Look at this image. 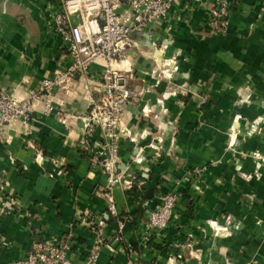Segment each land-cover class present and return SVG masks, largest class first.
I'll list each match as a JSON object with an SVG mask.
<instances>
[{
	"label": "crops",
	"instance_id": "obj_1",
	"mask_svg": "<svg viewBox=\"0 0 264 264\" xmlns=\"http://www.w3.org/2000/svg\"><path fill=\"white\" fill-rule=\"evenodd\" d=\"M210 1L172 3L124 58L140 93L125 104L123 119L140 136L117 140L118 165L144 191L145 207L121 183L107 189L91 157L99 128L86 127L95 91L83 74L50 89L51 110L33 103L26 128L13 120L0 129V264H19L40 239L62 247L71 239L64 247L71 264H264V0H229L223 27L208 17ZM53 4L0 0V89L26 96L68 63L50 30ZM165 61L170 77L155 81ZM98 68L87 72L96 76ZM146 104L161 107L159 157L145 145L154 129L140 114ZM172 191L178 196L167 224L141 239L146 209ZM108 193L116 215L106 207Z\"/></svg>",
	"mask_w": 264,
	"mask_h": 264
},
{
	"label": "built area",
	"instance_id": "obj_2",
	"mask_svg": "<svg viewBox=\"0 0 264 264\" xmlns=\"http://www.w3.org/2000/svg\"><path fill=\"white\" fill-rule=\"evenodd\" d=\"M178 0H54L51 13V29L58 35L60 43L68 56V63L56 68L52 76L45 77L30 89L23 97L15 96L6 89H0V128L13 120H18L22 128H26L33 103L43 102V110L52 108V87L66 88L75 74L85 73L91 64L98 65L101 77L102 97L97 102L92 101L89 106L86 127L99 125V138L96 140L99 150H116V143H109L117 139L119 134H125L126 127L120 125L119 119L124 105L137 96L140 90L127 87L128 70L124 69V57L129 47L138 48L142 45L138 37L155 21L165 17L172 3ZM230 11L229 0H211L207 7L210 19L218 20L225 25ZM77 18L72 21L71 17ZM165 67L156 72V79L169 78L168 62ZM133 159L139 161L142 156L134 153ZM102 158L101 171L105 174L106 188L121 183L129 187L132 180L120 177L115 171L117 162L115 157L107 160ZM114 161V162H113ZM5 196L0 192V212L6 206ZM107 209L111 214H117V206L111 195L107 194ZM12 204L17 198H10ZM176 197L170 192L160 195L159 201L146 209L144 229L141 239H146L151 232L159 231L167 224ZM146 199L140 201L146 206ZM120 220L118 219V223ZM71 239L68 240V244ZM67 244V246H68ZM66 244L58 246L54 239H40L31 242L24 258L19 264H71L65 256ZM94 258L95 253L91 255Z\"/></svg>",
	"mask_w": 264,
	"mask_h": 264
},
{
	"label": "rangeland",
	"instance_id": "obj_3",
	"mask_svg": "<svg viewBox=\"0 0 264 264\" xmlns=\"http://www.w3.org/2000/svg\"><path fill=\"white\" fill-rule=\"evenodd\" d=\"M220 23V22H219ZM220 25L223 27L224 25H222L221 23H220ZM125 58V57H124ZM126 64H128L127 63V61H126ZM166 66V64L165 63H162V65H160V66H158L157 67V70L159 69V68H163V67H165ZM83 74V76H84V79H85V83H87V84H89V85H91L92 87H94V91H95V94L92 96V97H94L93 99H92V101H95V102H97L98 100H97V98L98 97H102V91H101V83H102V80H101V77H100V75H99V73L96 75V76H92V75H90V72H85V73H82ZM76 75V74H75ZM136 77H137V75H134V74H132L130 71H128V76H127V87H129V88H132L131 86H130V84H129V81H131V80H134V79H136ZM165 79H167V78H165ZM76 87V86H75ZM174 87L176 88V90L174 89ZM179 87H176V85H172L171 86V88H170V91L171 90H175V91H177V89H178ZM181 88V87H180ZM179 88V89H180ZM201 100V99H200ZM236 100H238L239 101V97H236ZM90 106V105H89ZM125 106V105H124ZM158 108V109H157ZM156 109L153 107V105L152 104H146V105H142L141 107H140V114H141V116L142 117H145V118H147V120H151L153 123H154V129H153V131H152V135H151V139H149V141L145 144L146 146H147V148H150V150H151V153H152V156H154V157H159L158 155L160 154L159 153V150H160V148H161V145H162V143H163V133H161L162 132V129H161V127L159 126V125H157L156 123H157V121L159 120V118H160V113H159V110H161V107L159 106V107H157ZM123 109H124V107H123ZM88 111H89V107L87 108V115H88ZM29 121V120H28ZM119 123H120V125H124L125 127H126V129L127 130H125L126 132H125V134H119L118 135V137H117V139H115V140H113V141H109V143L111 144V143H116V146H117V140L119 139V138H127V139H129V140H131V141H135L136 139H137V137H139L140 136V133H136L135 131H133L127 124H126V122L124 121V119H123V111H122V113H121V117H120V119H119ZM4 127V126H3ZM2 127V128H3ZM95 127H98L99 128V125L97 124V125H95V124H92V125H90V128H95ZM1 129V128H0ZM99 130H100V128H99ZM171 132V133H170ZM168 133H170L169 135H168V139H169V142H170V144H172L173 142V140H172V136H174L175 135V133H176V129H175V127L174 126H171V128L169 129V131H168ZM228 133H229V135H231V133H232V128H230V130L228 131ZM82 144L85 146H87V147H94V149H96V150H92V154H91V157L93 158V159H96L97 160V162H98V164H99V166H100V170H101V168L103 167V166H101V164H100V162L101 161H103L102 160V158H104V157H107L106 159L107 160H109L111 157H112V155H113V157H115V160L114 161H116L117 162V164H118V155H117V149L113 152V153H111L109 150H104V149H102V150H99L98 149V144L96 143V139H95V141L93 140L92 141V145L90 146V145H88V144H86V141L84 140V138H82ZM85 148V147H84ZM143 149H144V147H143ZM134 153L135 154H137V156H142L143 157V155H142V151H134ZM134 153H133V155H134ZM240 153V155L243 157V156H246V155H249V156H253V152L251 153V152H246V151H240L239 152ZM113 161V162H114ZM198 170V169H197ZM196 170V171H197ZM115 171L117 172V173H119L120 174V177L122 178H124V177H126L125 176V174H126V172H127V170H126V168H122V167H120L119 165H117V167H116V169H115ZM193 170H191V169H189L188 171H187V175L185 176L186 178H190V175H191V173H193V174H195V169H194V171L192 172ZM249 174V173H248ZM247 174V178L249 177V175ZM103 175L105 176V174L103 173ZM194 176V175H193ZM141 177V176H140ZM195 184V183H194ZM196 185V186H195ZM195 185H193L194 186V188H198V185L197 184H195ZM166 192H162V193H160V195H164ZM171 194H174L175 195V197L177 198V196H178V192H175V191H172V192H170ZM4 195V194H3ZM160 197V196H159ZM13 198H15V196H13ZM176 202V201H175ZM0 206H1V202H0ZM4 211H2V213H3ZM208 224L211 226V228H212V230H213V232H215V230H214V225L210 222V221H208ZM188 247V250H191L190 249V247L189 246H187ZM259 264V262H257V261H255V260H253L252 262H248L247 264Z\"/></svg>",
	"mask_w": 264,
	"mask_h": 264
},
{
	"label": "trees",
	"instance_id": "obj_4",
	"mask_svg": "<svg viewBox=\"0 0 264 264\" xmlns=\"http://www.w3.org/2000/svg\"><path fill=\"white\" fill-rule=\"evenodd\" d=\"M128 190L133 200H135L138 205H141L140 201L145 199L144 191L140 189L135 182H132V184L128 187Z\"/></svg>",
	"mask_w": 264,
	"mask_h": 264
},
{
	"label": "bare ground",
	"instance_id": "obj_5",
	"mask_svg": "<svg viewBox=\"0 0 264 264\" xmlns=\"http://www.w3.org/2000/svg\"><path fill=\"white\" fill-rule=\"evenodd\" d=\"M154 55L158 58V53L156 52V53H154ZM159 59V58H158Z\"/></svg>",
	"mask_w": 264,
	"mask_h": 264
},
{
	"label": "water",
	"instance_id": "obj_6",
	"mask_svg": "<svg viewBox=\"0 0 264 264\" xmlns=\"http://www.w3.org/2000/svg\"><path fill=\"white\" fill-rule=\"evenodd\" d=\"M157 51H158V50L155 49V50H154V53H156Z\"/></svg>",
	"mask_w": 264,
	"mask_h": 264
}]
</instances>
